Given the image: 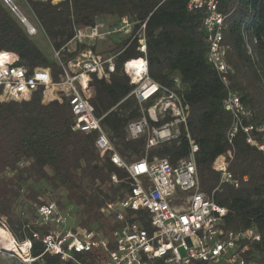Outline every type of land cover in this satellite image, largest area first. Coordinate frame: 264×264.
Instances as JSON below:
<instances>
[{
	"label": "trees",
	"instance_id": "obj_1",
	"mask_svg": "<svg viewBox=\"0 0 264 264\" xmlns=\"http://www.w3.org/2000/svg\"><path fill=\"white\" fill-rule=\"evenodd\" d=\"M189 0H27L51 44L60 49L74 35V26L93 23L96 16L116 21L123 16L147 20V56L150 76L172 87L179 77L184 100L190 106L188 128L198 143L196 162L202 190L212 194L220 184V174L212 168L214 160L232 145L228 141L231 117L224 110L226 90L216 71L207 63V35L203 29V11L192 12ZM225 15L223 43L226 61L232 68L233 87L238 91L249 116L245 124L254 125L251 135L264 145V0H219ZM252 52L249 53L246 41ZM0 51L19 55V64L28 68L49 66L53 79L61 68L28 36L22 24L0 0ZM73 54H66L65 60ZM136 44L119 55L116 70L109 81L94 78L91 92L85 96L98 116L112 108L102 120L109 138L120 155L138 160L146 155L145 136L126 140V126L142 116L123 64L137 58ZM42 90L25 101H0V218L18 243L32 240L31 264H76L64 262L58 255L44 252L41 240L32 237L37 206L52 193L63 203L59 190L66 192L67 204L75 208L82 227H97L108 233L117 222L106 213V204L122 199L130 187L128 173L115 166L108 156L101 157L95 141L96 132L72 130L74 117L67 99L42 104ZM163 121L155 123L161 125ZM262 127V131L256 128ZM239 130L233 139L235 154L229 170L238 186L222 183L214 200L229 210L225 227L239 230L255 227L262 239L254 244L253 264H264V153L247 141ZM185 132L179 139L148 150V157H168L171 163L189 155ZM25 165L21 166L20 163ZM116 174L119 182L112 179ZM44 184L42 188L41 184ZM52 199V198H51ZM21 211H18V208ZM29 213V214H28ZM30 224V227H25ZM108 224V225H107ZM83 256V264H91ZM26 264V263H22Z\"/></svg>",
	"mask_w": 264,
	"mask_h": 264
},
{
	"label": "built area",
	"instance_id": "obj_2",
	"mask_svg": "<svg viewBox=\"0 0 264 264\" xmlns=\"http://www.w3.org/2000/svg\"><path fill=\"white\" fill-rule=\"evenodd\" d=\"M40 1L57 4L66 0ZM2 2L28 36L44 32L27 0L30 16L24 14L14 0ZM187 8L205 13L203 29L208 43L207 63L217 72L225 87L223 107L232 119L227 136L232 147L212 164L220 174V184L212 194L201 187L196 162L199 145L189 133L190 106L184 100L180 78L176 77L174 85L169 87L150 76L147 20L141 22L123 16L112 21L96 16L89 25L74 26L73 37L60 49L51 44L54 62L61 68L57 80L53 79L49 66L28 68L19 64L16 52L0 51V101L30 100L39 89L42 90V104L55 100L61 103L67 99L74 117L72 130L96 132L95 145L100 156H108L115 166L126 170L130 181L125 196L108 202L104 208L117 222L109 233L95 224L80 226L75 208L67 202L38 205L35 223L45 228V233L35 229L32 237L41 240L45 253L76 264H83L82 257L90 254L91 258L86 260L91 264H253L254 244L261 241V233L255 227L227 229L225 219L229 210L218 204L213 195L222 183L238 186L229 164L235 154L233 139L239 130L247 133V141L263 153L264 145L251 135L254 125L244 123L249 112L233 87V71L226 61L223 43L225 15L219 10V0H189ZM118 35L126 37L119 45L113 40ZM133 43L140 56L126 60L123 68L133 85L128 97H135L142 116L126 126V140L145 136L147 142L146 155L128 161L117 151L102 125L103 118L115 107L98 116L85 94L91 92L94 78L110 80L116 70L117 58ZM246 45L251 53L248 40ZM69 53L73 56L65 60L64 56ZM161 121V125L155 124ZM256 129L263 130L262 127ZM182 132L188 138V156L175 163L164 156L148 157L149 149L179 139ZM112 179L119 182L116 174ZM23 243L27 244L30 255L32 240L26 239ZM33 260L30 256V262Z\"/></svg>",
	"mask_w": 264,
	"mask_h": 264
},
{
	"label": "rangeland",
	"instance_id": "obj_3",
	"mask_svg": "<svg viewBox=\"0 0 264 264\" xmlns=\"http://www.w3.org/2000/svg\"><path fill=\"white\" fill-rule=\"evenodd\" d=\"M14 1L20 7L21 11L24 14H26L27 16H30L29 8H28L25 0H14ZM32 39L36 42L37 46L51 60H54V54H53V49H52L51 42H50L49 38L45 35V33L43 31H40L37 35L33 36ZM113 40L115 41V43H117L119 45V44L125 42L126 37L118 35L116 37H113ZM104 47H105V45H104ZM43 186L45 187V185L42 183L40 185V187L42 188ZM59 193H60V195H62V200L64 202H66L67 201L66 192L64 190H59ZM43 198H44V200H46V202H55V203H57L56 200H55L56 198H54L52 196V193H50V192H49V194L47 196H45ZM61 205H63V203H61ZM21 208L22 207L18 208V211H21ZM0 221L7 222V217L6 216L1 217ZM76 224H78V223L76 222ZM1 227H3V226H1ZM108 229H109L108 233L111 232L112 228L109 227ZM18 244H20V243H18ZM23 262L26 263V264H31L32 261L30 262V255L25 256L24 254L20 253L17 250L16 251H6V250H3V249H0V264H22Z\"/></svg>",
	"mask_w": 264,
	"mask_h": 264
},
{
	"label": "bare ground",
	"instance_id": "obj_4",
	"mask_svg": "<svg viewBox=\"0 0 264 264\" xmlns=\"http://www.w3.org/2000/svg\"><path fill=\"white\" fill-rule=\"evenodd\" d=\"M27 244L20 243L16 241L12 233L7 229L0 227V249L6 251H19L25 256L28 255Z\"/></svg>",
	"mask_w": 264,
	"mask_h": 264
},
{
	"label": "water",
	"instance_id": "obj_5",
	"mask_svg": "<svg viewBox=\"0 0 264 264\" xmlns=\"http://www.w3.org/2000/svg\"><path fill=\"white\" fill-rule=\"evenodd\" d=\"M1 227V226H0Z\"/></svg>",
	"mask_w": 264,
	"mask_h": 264
}]
</instances>
